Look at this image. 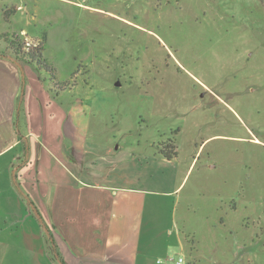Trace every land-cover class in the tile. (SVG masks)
I'll return each mask as SVG.
<instances>
[{"label":"rangeland","instance_id":"1","mask_svg":"<svg viewBox=\"0 0 264 264\" xmlns=\"http://www.w3.org/2000/svg\"><path fill=\"white\" fill-rule=\"evenodd\" d=\"M72 1L31 29L47 32L44 56L62 77L80 64L65 89L91 71L96 139L170 146L189 167L175 194L145 202L166 257L264 264V0Z\"/></svg>","mask_w":264,"mask_h":264},{"label":"crops","instance_id":"2","mask_svg":"<svg viewBox=\"0 0 264 264\" xmlns=\"http://www.w3.org/2000/svg\"><path fill=\"white\" fill-rule=\"evenodd\" d=\"M20 1L0 0V34L44 35L43 55L47 32L31 26L50 24L62 2L81 5ZM79 65L64 77L56 70L55 81L77 82ZM88 80L58 90L46 71L0 41V264H175L164 254L171 243L144 222L145 202L175 194L189 167L181 170L178 156L96 139L91 71ZM174 235L182 244L180 232Z\"/></svg>","mask_w":264,"mask_h":264},{"label":"trees","instance_id":"3","mask_svg":"<svg viewBox=\"0 0 264 264\" xmlns=\"http://www.w3.org/2000/svg\"><path fill=\"white\" fill-rule=\"evenodd\" d=\"M11 35V37H10ZM20 34L18 33H4L0 34V41L6 43L9 48L13 51L15 58L18 60L26 61L36 65L38 68L43 69L49 74L51 80L55 81L56 79V69L52 63L42 54V42L40 40V45L33 47L32 49L25 51L24 41L20 40ZM68 82H54V86L58 90L65 89L64 85ZM166 149H170V146ZM160 149L158 154L162 155L166 159H172L177 156L176 152H168V150Z\"/></svg>","mask_w":264,"mask_h":264},{"label":"built area","instance_id":"4","mask_svg":"<svg viewBox=\"0 0 264 264\" xmlns=\"http://www.w3.org/2000/svg\"><path fill=\"white\" fill-rule=\"evenodd\" d=\"M22 40L24 41V49L25 51H28L32 49L33 47L40 45V39L38 38H29L28 36L24 35L22 37ZM173 259V258H172ZM174 260V259H173ZM175 264H185L183 256H178L175 259Z\"/></svg>","mask_w":264,"mask_h":264}]
</instances>
